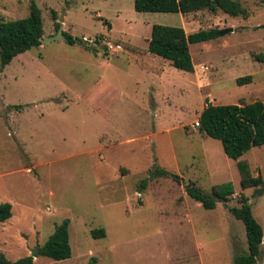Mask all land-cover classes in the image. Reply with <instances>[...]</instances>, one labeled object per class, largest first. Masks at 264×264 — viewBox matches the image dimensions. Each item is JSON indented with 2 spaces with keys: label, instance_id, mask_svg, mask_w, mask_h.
Listing matches in <instances>:
<instances>
[{
  "label": "rangeland",
  "instance_id": "1",
  "mask_svg": "<svg viewBox=\"0 0 264 264\" xmlns=\"http://www.w3.org/2000/svg\"><path fill=\"white\" fill-rule=\"evenodd\" d=\"M32 1L44 40L59 23L84 44L42 42L0 73V203L13 206L0 256H32L68 219L72 257L37 251L33 264H234L248 244L230 208L244 194L264 229L263 186L242 189L237 161L196 122L208 104L264 102V0H236L248 12L239 17L139 13L135 0H0V22L28 17ZM153 25L233 32L190 47L194 73L110 41L147 48ZM241 160L264 180V147ZM157 169L166 175L152 177ZM189 181L207 194L232 183L235 194L209 211L187 195Z\"/></svg>",
  "mask_w": 264,
  "mask_h": 264
},
{
  "label": "trees",
  "instance_id": "2",
  "mask_svg": "<svg viewBox=\"0 0 264 264\" xmlns=\"http://www.w3.org/2000/svg\"><path fill=\"white\" fill-rule=\"evenodd\" d=\"M135 10L139 13H181L187 15L203 10L221 11L230 17L247 16V10L236 0H135ZM28 17L0 22V73L19 55L33 48H38L44 40V19L42 10L35 1L31 2ZM54 19L57 15L54 13ZM110 28V24L106 23ZM58 30L61 25L57 24ZM111 29V28H110ZM67 43L84 44L73 36L64 33ZM222 36L221 30L207 29L188 34L182 27L153 25L151 39L147 48L124 42L120 39L110 40L119 47L136 51L142 55H152L171 63L179 70L194 73L190 47L207 43ZM101 40V38H99ZM93 51V48L86 46ZM258 59L262 60L261 56ZM252 76L239 78L237 84H250ZM199 132L215 140L221 141L226 155L237 161L241 175L242 189L259 188L263 186L261 177H254L249 163L241 160L252 148L264 147V102L256 101L250 104L213 105L208 104L199 117ZM159 169L152 172V177L164 176ZM176 180L180 181L179 178ZM148 181L141 183L145 189ZM187 195L202 204L206 210H215L219 202H229L235 194L232 183L219 184L212 188L211 194L204 193L195 181L185 185ZM230 213L244 223L247 233V253L236 255L234 264H257L264 241V229L254 216L249 198L241 195L239 206L230 208ZM13 216L11 203H0V224L9 221ZM70 220L58 225L48 241L39 248L37 256L47 257L54 261H65L72 257L70 243ZM94 238H105V229H95L91 232ZM34 257L26 256L16 261L0 256V264H33ZM93 259L90 264H95Z\"/></svg>",
  "mask_w": 264,
  "mask_h": 264
},
{
  "label": "water",
  "instance_id": "3",
  "mask_svg": "<svg viewBox=\"0 0 264 264\" xmlns=\"http://www.w3.org/2000/svg\"><path fill=\"white\" fill-rule=\"evenodd\" d=\"M230 32H233V29H229V30L223 31L222 32V35L228 34ZM55 40H65V41H67V39H66V37L64 35V32H63V28L62 27L59 29L58 33L55 36L49 38L48 40H43L42 42H43V44H45L47 42L55 41ZM255 191L256 192H255L254 196L255 195H261V194H263L264 193V184H263V187L262 188L256 189ZM38 250H39V248H37L35 251L32 252V257H35L36 252Z\"/></svg>",
  "mask_w": 264,
  "mask_h": 264
},
{
  "label": "built area",
  "instance_id": "4",
  "mask_svg": "<svg viewBox=\"0 0 264 264\" xmlns=\"http://www.w3.org/2000/svg\"><path fill=\"white\" fill-rule=\"evenodd\" d=\"M196 126L199 127L200 126V123L199 121L196 122Z\"/></svg>",
  "mask_w": 264,
  "mask_h": 264
}]
</instances>
